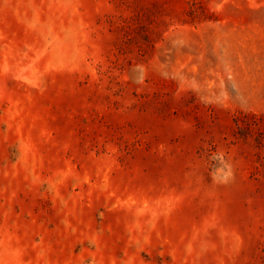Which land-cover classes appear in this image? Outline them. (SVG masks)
Wrapping results in <instances>:
<instances>
[{
  "label": "rangeland",
  "instance_id": "374dc122",
  "mask_svg": "<svg viewBox=\"0 0 264 264\" xmlns=\"http://www.w3.org/2000/svg\"><path fill=\"white\" fill-rule=\"evenodd\" d=\"M0 264H264V0H0Z\"/></svg>",
  "mask_w": 264,
  "mask_h": 264
}]
</instances>
